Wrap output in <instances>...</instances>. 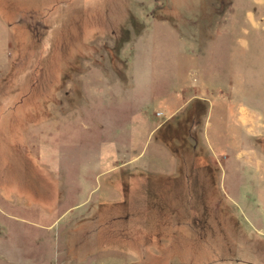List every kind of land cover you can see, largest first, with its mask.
Listing matches in <instances>:
<instances>
[{"label": "rangeland", "instance_id": "obj_1", "mask_svg": "<svg viewBox=\"0 0 264 264\" xmlns=\"http://www.w3.org/2000/svg\"><path fill=\"white\" fill-rule=\"evenodd\" d=\"M0 264H264V0H0Z\"/></svg>", "mask_w": 264, "mask_h": 264}]
</instances>
